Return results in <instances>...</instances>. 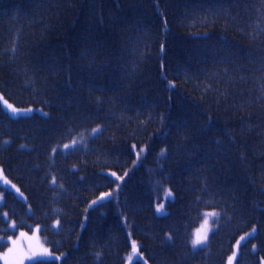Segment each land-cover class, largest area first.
<instances>
[{"label": "trees", "instance_id": "16d2710c", "mask_svg": "<svg viewBox=\"0 0 264 264\" xmlns=\"http://www.w3.org/2000/svg\"><path fill=\"white\" fill-rule=\"evenodd\" d=\"M122 1L0 0V166L17 186H0V253L40 226L62 257L31 264H127L133 242L150 264H227L258 227L237 260L261 264L264 0ZM166 9L165 62H148ZM214 210L210 249L195 252Z\"/></svg>", "mask_w": 264, "mask_h": 264}, {"label": "rangeland", "instance_id": "374dc122", "mask_svg": "<svg viewBox=\"0 0 264 264\" xmlns=\"http://www.w3.org/2000/svg\"><path fill=\"white\" fill-rule=\"evenodd\" d=\"M0 184L3 185L4 187H11L12 185L17 187L6 176L4 169L1 166H0ZM24 194L25 193H21V196L24 197ZM102 197L103 198L100 199L101 201L105 200L108 196L102 195ZM259 197H260V200H258V201L256 200V203H253L254 210L262 212V213L255 212L253 215V217L259 218L258 225L261 224L260 218H262L264 216V210L261 207V205L264 202V198H263L264 193H259ZM3 199H4V197L2 196V200ZM165 211H166L165 206H163L161 208V210L159 211V213L163 214V213H165ZM213 217H207L204 220V222L201 224L200 228H198L196 230L195 238H196L197 234H199L200 236L206 235L207 238H206V241L204 244L196 245L195 248H201V247H204L205 245L208 244V241H209L212 229H213V226H212ZM254 224H256V223H254ZM11 225L13 227V225H15V223L12 221ZM253 232L254 231L252 230L251 232L247 233L248 235H244V236L242 234L239 237V239L237 240L239 243L236 241L237 243L235 246L234 253L231 257L232 259H231V261H229L230 264H236V261L233 260V258L236 256H239L240 249H241V247H239L240 244L245 243L249 237L253 236L254 235ZM242 237L244 239H241ZM262 237L264 238V235ZM9 241L11 243L10 248L5 252L0 253V261L2 262V264H29V263H32V262H35L38 260H50V259H57V257H59V258L62 257V256H58V254L52 252L50 246L46 243L44 237L42 236L40 226H36L35 229L32 231L21 230V231H19V233L16 237L10 238ZM262 244H263V248H264V243H262ZM252 257L254 259L253 255H252ZM135 259L142 260L144 263L146 262V264H150L149 261L146 259L145 255L141 254L138 251V249L134 250V253L130 257V260L128 261L127 264H132L135 261ZM248 263H249L248 260H244V262H243V264H248Z\"/></svg>", "mask_w": 264, "mask_h": 264}, {"label": "bare ground", "instance_id": "6f19581e", "mask_svg": "<svg viewBox=\"0 0 264 264\" xmlns=\"http://www.w3.org/2000/svg\"><path fill=\"white\" fill-rule=\"evenodd\" d=\"M120 2H121V4L119 6V9H122V11H124L126 9L125 4L123 3L122 0H120ZM149 8L151 9V7H149ZM151 18H153L154 20L152 22L153 28L151 31H149V34H151L153 37H156L155 38L156 42L154 40L150 42L149 49H151V50L146 51L143 57H144V59L148 60V62L153 60V61H155L156 64H161V63L165 62L164 50L162 47V44H163L162 40H165L167 38V36L170 35L171 29H173L172 24H171L172 20L170 18V14L168 12V9H166L162 13H157L156 16L154 14H152ZM126 22L129 23V21H126ZM134 24H136V23H134ZM137 24H136V27L131 28L130 32L126 31L125 36H129V37L137 36L138 37L139 34H137V33H138V31L142 32L143 27H140V25H137ZM131 25H133V24H130L129 26H131ZM159 38H160V40H159ZM155 43H157V45L154 48ZM129 46L131 47V51H133V48L135 46L134 42L133 43L130 42L128 44V48H129ZM133 53H134V51H133ZM67 130H68V131H66L67 134H76L79 132V130H76L75 128H71V127L68 128ZM157 142H159V141L154 140V141H152V144L156 145ZM55 145H58V144H55ZM59 183L62 184L63 186L60 187L59 190L57 191L58 197H63L65 194H67V192H66L67 190H68V193H70L71 186H73V184L72 185L71 184H64L63 179L61 181L59 180ZM74 185H75V183H74ZM81 193L83 194L82 191H81ZM80 199H83V198H80ZM84 201H85V198H84ZM62 204L64 205L65 203L62 201ZM73 207H74L73 209H75V210L78 209V207H80L79 204L77 203V201H76V205ZM119 210L121 211L122 209L119 208ZM116 212H117V210H115V213ZM187 240H188V237H187Z\"/></svg>", "mask_w": 264, "mask_h": 264}, {"label": "snow or ice", "instance_id": "6c2138e0", "mask_svg": "<svg viewBox=\"0 0 264 264\" xmlns=\"http://www.w3.org/2000/svg\"><path fill=\"white\" fill-rule=\"evenodd\" d=\"M4 103L7 104L6 101H5ZM8 107H9L13 112H17V111H18L17 109L12 108L11 105H8ZM93 131L95 132V131H97V130L94 129ZM65 147H67V146H65ZM141 151H142V150H141ZM161 155H163V152L161 153ZM53 182H55V181L53 180ZM108 195H110V194H109V193H105V194H104V196H108ZM166 195L170 196L171 193L169 192V193H167ZM102 198H103V197H101L100 199H102ZM93 203L95 204L96 201H93ZM162 207H163L162 205H159V206L157 207V211L159 212V211L161 210ZM206 215L217 216V215H219V213H209V214H206ZM13 227H15V225H13ZM246 235H248V234H246ZM206 238H207L206 235H205V236H200L199 234H197L196 238L192 240V245L195 247L196 245L204 244L205 241H206ZM168 239H171V237H168ZM241 239H244V238L242 237ZM238 243H239V242H238ZM133 249H134V250L136 249L135 242H133ZM234 255H235V254H234ZM57 259H59V257H57ZM231 259H232V258L230 257L229 260L231 261ZM145 264H146V262H145Z\"/></svg>", "mask_w": 264, "mask_h": 264}]
</instances>
